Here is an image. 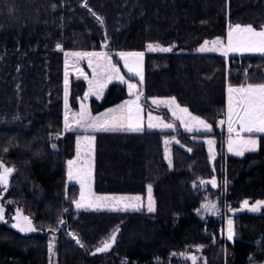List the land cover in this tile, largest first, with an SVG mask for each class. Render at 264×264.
Returning <instances> with one entry per match:
<instances>
[{
    "label": "trees",
    "instance_id": "1",
    "mask_svg": "<svg viewBox=\"0 0 264 264\" xmlns=\"http://www.w3.org/2000/svg\"><path fill=\"white\" fill-rule=\"evenodd\" d=\"M236 24L264 27V0H0V160L15 170L0 199V264H50L52 237L55 264H192L185 258L191 255L206 264L264 263V211L228 214L232 243L224 237L223 213L226 205L264 200V134H256L257 151L227 156L219 123L227 86L264 83V55L197 51L205 41L224 40ZM149 44L172 51H148ZM100 50L145 53L146 111L171 121L150 99L174 97L212 126L211 132L180 129L171 167L164 141L174 132L93 134L94 191L145 197L151 185L152 213L78 211L72 203L80 187L68 182L67 162L80 132L63 129V51ZM86 88L84 80L71 78L75 109ZM126 98V86L113 83L101 100H90L91 111ZM208 136L215 138L213 161ZM212 177L215 188L200 184ZM214 191L222 212L202 216L205 195ZM16 208L32 220L34 233L8 225ZM114 232L112 247L96 253Z\"/></svg>",
    "mask_w": 264,
    "mask_h": 264
},
{
    "label": "snow or ice",
    "instance_id": "2",
    "mask_svg": "<svg viewBox=\"0 0 264 264\" xmlns=\"http://www.w3.org/2000/svg\"><path fill=\"white\" fill-rule=\"evenodd\" d=\"M93 15H95L93 13ZM99 20L100 18L97 17ZM102 23V21H101ZM60 49L61 46L57 45ZM148 51L170 52L171 47H161L159 45L149 44ZM199 52L221 51L223 55L227 56L229 52H254L264 55V27L260 30L255 29L252 25L241 26L239 24L229 26L227 44L220 39L209 42L205 41L204 44L197 49ZM67 56H73L77 59L88 58L90 67H93V58L98 61L93 67L94 76L88 81L89 90L84 95V100L89 96L95 95L99 99L103 94L104 87L107 86L112 80H118L122 84H127L130 96H135L134 100H127L116 108L108 109L106 112L93 116L88 106L84 103L80 104L78 112H72L68 104V72L65 71V88H64V131H76L77 129L83 130L85 133L97 132H142L144 131V117L143 107L140 103L143 95L142 91L138 90V85L130 83L125 79L124 75L120 73V69L112 63L111 56L106 52H74L66 53ZM121 60L124 61V66L128 73L133 76L139 77V84L144 82L143 75V52H120L118 53ZM66 69H67V60ZM102 69L97 72V69ZM83 75V73H81ZM88 79L87 76L84 77ZM228 103H227V126H228V150L235 155L242 156L245 152H255L259 147V140L253 135L254 133L264 134V83L260 84H247L238 87L229 85L228 89ZM152 104L156 106L164 105L171 112L175 119L179 120L184 126L186 131H204L211 132L212 126L205 120L198 116L192 115L188 108L181 107L176 99H153ZM235 117V120L233 119ZM149 129L162 128L172 129V123H165L159 116L148 114ZM221 125L225 123L224 120L219 122ZM238 125V127L234 126ZM233 134H235L233 136ZM247 134V135H245ZM59 138V136H57ZM175 139V138H173ZM172 141L165 140V159L168 161L169 167L172 165V159L167 145ZM179 143L178 141H176ZM210 146L214 144L213 140H208ZM94 144L95 135H83L76 138V158L67 162V179L68 181H76L80 185L79 199L73 200L77 210H102L107 209L110 211L139 212L144 208L142 197L135 196H106L96 195L92 190L93 183V166H94ZM52 147L55 149L56 145ZM7 151V149H5ZM190 152L191 149H188ZM214 158V155H213ZM15 170L5 166L4 162L0 160V191H7L9 180ZM201 185L211 184L213 188L217 186L215 178L210 181H200ZM195 187V185H194ZM148 202L147 211L152 213L155 211L154 200L152 197V186L148 185ZM67 198V197H66ZM264 207V201H257L254 205L248 206V201L243 202L242 208H247L251 212H258ZM201 208L210 214H215L217 205L211 202L201 205ZM67 211V210H65ZM232 211V209H229ZM4 208L0 205V221H4ZM16 223L12 224L13 228H17L20 232H35L37 229L33 226L32 220L24 216L21 212L17 211V215L13 218ZM63 223V221H59ZM116 231H119L117 229ZM233 221L228 220L227 239L232 240L234 236ZM73 239L83 247L82 242L74 234ZM115 232L109 237L108 240L102 242V246L96 248V253L107 252L112 243L115 242ZM54 245L49 243V252L52 253ZM200 248H197L199 251ZM95 254V253H93ZM175 255V254H174ZM185 256V254H180ZM190 259L192 264H197V257L195 255L185 256Z\"/></svg>",
    "mask_w": 264,
    "mask_h": 264
},
{
    "label": "rangeland",
    "instance_id": "3",
    "mask_svg": "<svg viewBox=\"0 0 264 264\" xmlns=\"http://www.w3.org/2000/svg\"><path fill=\"white\" fill-rule=\"evenodd\" d=\"M209 42V46H211V42L210 41H208ZM204 44V43H203ZM203 44H201V46L203 45ZM155 46V45H154ZM160 46V45H159ZM200 46V47H201ZM161 47H164V46H161ZM199 47V48H200ZM100 51H105V52H107V53H109L108 55L109 56H111V58H112V63L113 64H115L119 69H120V73L122 74V75H124V77H125V79L126 80H128L130 83H135V84H137L138 85V90H140V91H142L143 90V84L142 85H140L139 84V77H136V76H133L131 73H128V71H127V69L125 68V66H124V61L123 60H121L120 59V57H119V55H118V53H120V52H115V53H111V52H109L108 50H100ZM74 52H91V51H73V52H70V51H63V62H64V79H63V82H64V84H63V87L65 88V71L67 70V72H68V91H69V95H68V104H69V108H70V110L72 111V112H78L79 110H80V104L81 103H84V104H86L87 106H88V108L90 109V111H91V105H90V99L91 98H96L97 99V97L95 96V95H91V96H89L88 97V99L87 100H84L83 98H84V95L79 99V102H78V108L77 109H75L74 107H72V105L70 104V81H71V78H79V79H82V80H84L85 82H86V85L88 84V81L89 80H91L92 78H93V76H94V72H93V67L97 64V60H96V58H93V67H90L89 66V63H88V58L87 57H85V58H81V59H77L76 57H73V56H67L66 57V53H74ZM155 52H160V51H155ZM144 53V52H143ZM145 59H146V57H145V53H144V57H143V75H144V77H145V64H146V62H145ZM67 60V69H66V63H65V61ZM102 71V69H97V72H101ZM81 73H83V75H81ZM85 76H87V78L88 79H85L84 77ZM113 83H118V84H122V83H120L118 80H112L110 83H108L107 84V86L106 87H104V89H103V94H102V96L98 99V100H101L103 97H104V94H105V91L107 90V88L109 87V85H111V84H113ZM144 83V82H143ZM249 84V83H248ZM122 85H125L126 86V90H127V100H134L135 99V96H130L129 95V92H128V87H127V84H122ZM243 85H247V84H243ZM239 86H241V85H239ZM229 87V86H228ZM232 87H238V86H232ZM228 89V88H227ZM88 90H89V84H88V87L86 88V91H85V93L86 92H88ZM63 96H64V89H63ZM143 98V97H142ZM171 98V97H170ZM154 98H152V99H150V102H151V107L152 108H156V109H162V110H166V111H168L169 113H170V115L173 117V115H172V112L166 107V106H164V105H160V106H156V105H154V104H152V100H153ZM155 99H169V98H155ZM140 103H141V100H140ZM227 103H228V92H227V96H226V111L224 112V115H223V117H222V119L221 120H224L225 121V123L223 124L224 126H225V153L226 154H229L230 156H235V157H242V156H244L246 153H249V152H245L244 153V155H242V156H238V155H235L234 153H232V152H229V150H228V136H229V133H228V126H227ZM141 105H142V103H141ZM142 107H143V105H142ZM182 107V106H181ZM144 108V107H143ZM64 113H65V106H64V98H63V116H64ZM91 113H92V115L94 116V113L91 111ZM149 113H151V115H153V116H159L161 119H163L164 120V122L165 123H169L168 121H166L161 115H159L158 113H155V112H152V111H149ZM193 115V114H192ZM195 116V115H194ZM148 117V116H147ZM174 119H175V117H173ZM233 119L235 120V117H233ZM177 120V119H176ZM179 123H180V127H181V129H183L184 131H186L185 130V128H184V126L181 124V122L179 121V120H177ZM63 122H64V118H63ZM146 123L144 124V131H150V130H154V131H167L168 129H162V128H153V129H149L148 127H147V124H148V119H146V121H145ZM207 122V121H206ZM208 123V122H207ZM222 125V126H223ZM234 126H236V127H238V125H234ZM63 129H64V123H63ZM202 131V130H201ZM187 132H189V131H187ZM192 132H197V131H192ZM202 132H204V131H202ZM255 134V133H254ZM253 134V135H254ZM257 134H261V133H257ZM235 134H233V136H234ZM245 135H247V134H245ZM257 139H258V137L256 136V135H254ZM166 140H169V141H172V138H167ZM208 140H213L214 141V144L211 146V152H210V146H209V144L207 143V141ZM259 140V139H258ZM204 141H205V143H206V147H207V150H208V153H209V157H210V160L211 161H213L214 159H215V157H216V148H215V138H213V137H211V136H208V137H205L204 138ZM172 143L173 142H171L170 144H168L167 145V148L169 149V151H170V154H171V159H172V150H171V147H172ZM165 144V143H164ZM165 148H166V145H165ZM259 148V147H258ZM213 155H214V158H213ZM164 156H165V150H164ZM76 158V154H75V156H74V158L73 159H75ZM72 159V160H73ZM167 161V160H166ZM167 163H168V161H167ZM93 176H94V166H93ZM213 178H215V177H212L211 179H209V181L210 180H212ZM215 180H216V178H215ZM69 183L70 182H72V181H68ZM93 184H94V180H93V183H92V190L94 191V189H93ZM6 191H3L2 192V194L0 195V199H1V197L4 195V193H5ZM94 193L96 194V195H106V196H111V195H116V196H135V195H127V194H98V193H96L95 191H94ZM79 196H80V194H79ZM142 197V202H143V204L145 205L144 206V208L141 210V211H143V210H147V201H145V198H147L148 199V196L147 197H143V196H141ZM153 197V196H152ZM205 197H207V198H205L206 200L208 199V201L207 202H211V203H214V204H216L217 205V208H216V212H215V214H213V215H218V214H220L221 212H222V208H221V206L219 205V202H220V197L217 195V194H215V191L214 192H212V193H209V194H207V196L205 195ZM79 199V198H78ZM245 200H247L248 201V206L250 207L251 205H254L257 201H264V200H257V201H250V200H248V199H245ZM244 200V201H245ZM244 201H242L241 202V204H240V206L238 207V208H235V209H233V208H230L228 205H226V207H224L223 209V213H225V219H227V221H226V223H225V226H224V228H225V239L226 240H228L227 239V228H228V220L230 219V218H228L227 216H228V214H236V213H243V212H247V213H252V214H258V213H261L262 211H264V207H262L261 208V210L260 211H258V212H251V211H249L247 208H242V205H243V202ZM204 202V201H203ZM202 204H205V203H202ZM0 205H1V201H0ZM74 209L75 210H77L76 209V207H75V205H74ZM229 209H232V211H229ZM81 210H85V209H80V210H78V211H81ZM89 210H92V209H89ZM17 211H19V212H21L22 214H23V212L19 209V208H16V210H15V214H14V216H13V218L17 215ZM85 211H87V210H85ZM94 211H110V210H107V209H102V210H94ZM130 212H133V211H130ZM199 213L202 215V216H204V215H207L208 214V212H205L202 208H201V206H200V210H199ZM24 215V214H23ZM24 216H26V215H24ZM225 219H224V222H225ZM14 223H16V220L15 219H12L9 223H8V225L11 227V228H13L12 227V224H14ZM33 223V222H32ZM33 226H34V224H33ZM35 227V226H34ZM233 228H234V224H233ZM13 229H15L16 231H18V232H20L17 228H13ZM20 233H23V234H31V233H34V232H27V233H25V232H20ZM234 233H235V231H234ZM235 237H236V235L234 234V236H233V239L232 240H228L230 243H232L233 241H234V239H235ZM50 243H52L53 245H54V238L52 237V239L50 240ZM50 264H55V247H54V249H53V252L52 253H50Z\"/></svg>",
    "mask_w": 264,
    "mask_h": 264
},
{
    "label": "crops",
    "instance_id": "4",
    "mask_svg": "<svg viewBox=\"0 0 264 264\" xmlns=\"http://www.w3.org/2000/svg\"><path fill=\"white\" fill-rule=\"evenodd\" d=\"M237 25V24H236ZM239 25H241V26H247V24H245V25H243V24H239ZM231 26H235V25H231ZM255 29H257V30H260V29H258V28H255ZM228 30H229V26H228V28H227V32H226V37H225V39L224 40H222L223 42H224V44L226 45L227 44V37H228ZM70 52H73V51H70ZM91 52H105V51H91ZM211 52H215V53H222L221 51H211ZM107 53V52H106ZM109 54V53H108ZM243 54H258V55H262V54H260V53H254V52H243V53H241V52H229L228 53V55L226 56V57H229V56H231V55H243ZM87 87H88V84H87ZM227 88H228V86H227ZM227 88H226V96H227ZM142 93H143V90H142ZM85 94V93H84ZM142 97H143V95H142ZM142 97H141V103H142ZM92 99V98H91ZM90 99V100H91ZM96 99V98H95ZM125 101H127V99H125V100H123L122 102H120L119 104H117V105H115V106H112V107H110V108H107V109H105V110H103V111H101V112H99V113H94V116H97V115H100V114H102V113H104V112H106L108 109H112V108H116L117 106H119V105H121L122 103H124ZM143 105V104H142ZM144 107V106H143ZM148 114H149V111H146L145 110V108H143V117H144V120H143V123L145 124L146 122V119H147V116H148ZM169 123H172L173 125H174V127L172 128V129H168L167 131H162V132H174V135H172V136H169V137H166L165 138V140L167 139V138H172V145H174V144H177V142L176 141H178V139H177V133H178V131H180V129H181V125H180V123L176 120V119H172L171 121H168ZM182 131H184L183 129H181ZM76 131H78V132H80V134L78 135V136H83V135H93L94 133H91V132H89V133H85L83 130H80V129H77ZM150 131H154V130H150ZM117 132H125V131H117ZM143 132V131H142ZM185 132H187V131H185ZM257 133H255L254 135H256ZM173 138H175V139H173ZM165 142V141H164ZM164 150H165V144H164ZM227 156H230L229 154H226ZM93 180H94V176H93ZM70 183H74V184H78L79 185V183H77L76 181H72V182H70ZM79 187H80V185H79ZM140 196V195H139ZM148 196V192H147V194H146V196L145 197H147ZM153 196V195H152ZM144 197V198H145ZM79 198V197H78ZM154 200V199H153ZM145 201H147L148 202V199L147 198H145ZM208 201V199L207 200H205L203 203H208L207 202ZM154 206H155V202H154ZM226 221H227V219H225V222H224V226H225V223H226ZM23 234V233H22ZM25 235H27V234H25ZM224 235H225V228H224ZM225 237V236H224ZM226 240V239H225ZM226 241H228V240H226ZM229 242V241H228ZM206 264L205 263V259L204 258H200V257H197V264ZM252 264H257V263H252ZM264 264V263H263Z\"/></svg>",
    "mask_w": 264,
    "mask_h": 264
},
{
    "label": "bare ground",
    "instance_id": "5",
    "mask_svg": "<svg viewBox=\"0 0 264 264\" xmlns=\"http://www.w3.org/2000/svg\"><path fill=\"white\" fill-rule=\"evenodd\" d=\"M223 115H224V113H223Z\"/></svg>",
    "mask_w": 264,
    "mask_h": 264
},
{
    "label": "water",
    "instance_id": "6",
    "mask_svg": "<svg viewBox=\"0 0 264 264\" xmlns=\"http://www.w3.org/2000/svg\"><path fill=\"white\" fill-rule=\"evenodd\" d=\"M112 245H113V243H112Z\"/></svg>",
    "mask_w": 264,
    "mask_h": 264
}]
</instances>
